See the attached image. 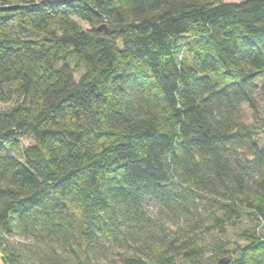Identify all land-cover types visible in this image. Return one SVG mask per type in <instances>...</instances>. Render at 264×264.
I'll return each mask as SVG.
<instances>
[{"label": "trees", "instance_id": "trees-1", "mask_svg": "<svg viewBox=\"0 0 264 264\" xmlns=\"http://www.w3.org/2000/svg\"><path fill=\"white\" fill-rule=\"evenodd\" d=\"M0 104L3 264H264V0H0Z\"/></svg>", "mask_w": 264, "mask_h": 264}, {"label": "rangeland", "instance_id": "rangeland-1", "mask_svg": "<svg viewBox=\"0 0 264 264\" xmlns=\"http://www.w3.org/2000/svg\"><path fill=\"white\" fill-rule=\"evenodd\" d=\"M243 0H225L226 3H232V2H240ZM84 28H88L87 25H84ZM82 72V71H80ZM79 73L77 74V78L79 77ZM0 108H5L4 105L0 104ZM248 116H250V113L248 112ZM250 121V119H249ZM24 144L27 146L29 145L28 141H25ZM248 228V224L246 220H243V222L240 224H237V226L235 228L229 229V232L226 236L222 237L221 240L223 242H227V249L229 251H231L230 253H228V256L230 258H235L238 256L239 254V249L242 246H245L247 244L246 241H244L241 237L242 234V229ZM206 245H211V247H213V241H211L210 239H208V241L206 242ZM207 254H210V252H207ZM3 254H2V250L0 249V264H3Z\"/></svg>", "mask_w": 264, "mask_h": 264}, {"label": "water", "instance_id": "water-1", "mask_svg": "<svg viewBox=\"0 0 264 264\" xmlns=\"http://www.w3.org/2000/svg\"><path fill=\"white\" fill-rule=\"evenodd\" d=\"M227 261H226V259L225 260H222L221 262H220V264H225Z\"/></svg>", "mask_w": 264, "mask_h": 264}]
</instances>
